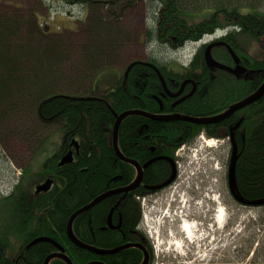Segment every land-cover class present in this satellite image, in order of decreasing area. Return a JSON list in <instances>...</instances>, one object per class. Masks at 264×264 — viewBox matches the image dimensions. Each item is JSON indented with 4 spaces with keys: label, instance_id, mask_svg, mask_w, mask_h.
I'll list each match as a JSON object with an SVG mask.
<instances>
[{
    "label": "trees",
    "instance_id": "16d2710c",
    "mask_svg": "<svg viewBox=\"0 0 264 264\" xmlns=\"http://www.w3.org/2000/svg\"><path fill=\"white\" fill-rule=\"evenodd\" d=\"M140 1L113 0L112 5L124 10ZM158 1L156 28L147 32V40L153 39L161 47L176 49L188 39L200 38L203 34L213 33L218 29H227L231 34L225 40L229 45L232 41L236 43V51L240 52L243 64L248 65L243 66L247 73L238 75L210 69L205 65L203 53L193 59L182 75L167 74L165 66H157L166 81L168 76H175L173 79L179 82L190 77L200 85H206L205 88L199 86L202 93L194 94L184 105L173 108V100L164 94L156 72L146 65L132 66L127 77L123 76L112 91H105L101 99L71 95L67 98L64 94L54 92V89L58 91L62 88L56 76L59 69L53 63L44 68L10 66L8 59V66H0V149L9 136H14L13 138L29 145L33 150L42 144L44 134L56 122L61 123L64 141L61 151L46 161L32 181V184L38 186L52 180L54 184L50 191L36 195L34 190H29L30 186L24 189L22 183L28 172L25 170L10 195L0 199V214L3 217L0 229V264H44L46 258L56 252L53 245L41 243L27 248L41 237L60 245L72 264H140L143 255L139 250L129 249L116 256L101 257L76 248L67 236L68 221L76 211L110 189L128 186L137 174L136 169L118 159L112 149L110 138L116 118L109 113L107 103L118 114L140 109L139 111L160 115L180 113L205 118L225 112L236 102L256 92L264 83V56L257 59L240 51L239 37L249 36L264 54V0ZM204 10L213 12L209 19L193 24L188 22L187 15ZM3 18L0 19V24L5 26H0V44L6 45L8 39L21 31L24 22L19 16H15L14 20ZM90 19L101 21L97 13L90 12ZM33 25L29 22L31 30L28 36L36 40L39 31ZM5 54L8 56V53ZM2 55L4 54L0 51V56ZM54 57L59 59L60 55ZM30 59L34 61L36 58L30 55ZM225 60L222 62L226 63ZM76 69L75 66H67L65 76L86 74V71ZM89 76L86 75L83 82L77 81L73 86L69 82L66 84L64 79L61 85H64V90L85 91ZM11 114L19 119L14 126L9 122ZM229 128H235L233 141L237 148L234 189L246 201L263 200L264 98L237 112L220 126L202 127L181 122H155L141 116L128 117L119 128V147L127 159L136 160L144 166L154 156L173 159L179 147L194 143L202 132L207 133V137L219 135L221 139L226 138ZM217 129L224 133L219 134ZM74 140L79 143L78 153H74L71 164L60 167V160L67 152L65 146ZM171 172V164L167 161H158L148 167L144 170L143 182L137 190L123 196L121 201L115 197L106 199L88 213L79 216L72 226L76 238L86 245L103 250H113L136 242L135 232L142 216L138 199L145 196L146 186L164 184ZM117 206L113 218L116 221L118 215L122 217L121 231L104 230L110 210ZM261 224H264V220ZM255 235L246 241L247 248L244 245L234 252L245 260L248 259L249 264H264V246L255 247ZM12 246H16V249L10 254ZM50 264L66 263L54 259Z\"/></svg>",
    "mask_w": 264,
    "mask_h": 264
},
{
    "label": "rangeland",
    "instance_id": "374dc122",
    "mask_svg": "<svg viewBox=\"0 0 264 264\" xmlns=\"http://www.w3.org/2000/svg\"><path fill=\"white\" fill-rule=\"evenodd\" d=\"M86 1L0 0V19L8 17L14 20L15 16H19L24 22L21 31L8 39V44H0V51L4 54L2 56L8 53L4 58L0 56L3 58L0 66H8V59L10 66L44 68L53 63L59 69L56 76L62 88L59 92L54 89V92L80 98H101L105 91H112L121 77L128 74L132 64L145 62L146 58L157 62L165 59L168 63L164 65H169V69L175 73H181L186 67L183 63L188 65L196 53L197 49L194 48L189 52L191 54L185 52L183 56L178 54L179 57L173 58L171 52L158 45L155 40L146 39L147 32L156 28L154 5L147 8L143 3L137 2L123 10L122 7L112 5L113 0ZM90 12L97 13L101 21L105 22L89 20ZM212 13L204 10L189 14L186 18L191 24L199 23L209 19ZM29 22L39 31L36 40L28 36L31 30ZM239 37L242 48L240 51L257 59L264 56L253 39L247 35ZM30 55H34L36 59L32 61ZM57 55H60L59 59L54 57ZM67 66H75L76 70H84L86 74L65 76ZM86 75H90V80L85 91H68L61 85L65 79L66 84L69 82L73 86L77 81L83 82ZM94 84L98 94L93 93ZM50 127L49 132L44 134L42 144L33 150L29 145L13 138L14 136H9L3 148L1 147L0 199L10 195L25 170L28 172L23 179V188L28 189L30 186L29 190H34L32 181L35 174L43 169L48 159L61 151L63 145L64 132L61 123H53ZM14 130L15 128L12 132ZM222 139L197 140L192 147L201 148L202 156L198 155L197 150L191 152L192 148L181 151L178 155L180 174L177 184L153 196L152 204L147 206L146 214L152 219L149 234L154 243V264H249L248 259L245 260L234 252L235 249L244 247L254 234L257 242L255 247L264 246V224H261L264 220V207H243L233 203L227 194L231 145L229 140ZM210 141L215 144L208 147L206 143ZM207 156L216 158L212 170H207ZM211 172L214 174L212 179L219 182L217 186L224 195L223 202L217 205L218 209L225 211L222 225H217L214 221L211 209L215 206L210 205L208 200L211 193L193 194V191H197V186L198 191L199 188L202 190L200 179H205ZM212 184L216 185L215 181ZM179 195L187 205L190 200L198 199L199 204L191 209V213H187L185 219L194 226V233L190 237L181 231V223L171 224L165 221L170 205ZM2 222L3 217L0 214V229ZM208 222L213 225L210 231L206 230ZM15 249L16 246H12L10 254Z\"/></svg>",
    "mask_w": 264,
    "mask_h": 264
},
{
    "label": "water",
    "instance_id": "95a60500",
    "mask_svg": "<svg viewBox=\"0 0 264 264\" xmlns=\"http://www.w3.org/2000/svg\"><path fill=\"white\" fill-rule=\"evenodd\" d=\"M219 45H224V44H213V45L208 46V48L206 49L205 54H204V59H205V62L207 64V66L210 69H218V70L226 71V72L231 73V74H245L247 70L243 66L239 65V58L236 55L234 57V61L236 63L235 68H231V67L219 64L216 61H214V59L212 58V55H211V50H212V48L214 46H219ZM225 46L229 50V46H227V45H225ZM135 64H143V65H146L148 67L153 68L155 70V72L157 73V75H158V78H159V80H160V82H161V84L163 86V89H164V92L166 93V95H168L171 98L175 97L174 95H172V94H170L168 92V89L166 87V84L164 82L163 77L161 76L160 72L154 66H151L150 64H145V63H142V62H137ZM135 64H132L131 66H134ZM131 66L129 67L128 71L130 70ZM128 71H127V73H128ZM126 76H127V74H126ZM262 98H264V83L260 86V88L256 92H254L253 94L249 95L245 99L233 104L232 106H230V108L228 110L225 111L224 114H222L220 116H217V117L192 118V117H189V116H179V115H174V116H169L168 115L167 117H164V116H161V115H150V114H148L146 112H143V111L125 112V113H123L120 116H116V123H115L114 129H113V134H114V137H115V139H114V150H115V153H116L118 159H120L121 161H123V162H125L127 164H130V165L134 166L136 171H137V181L134 182L129 187L125 188V190L123 192L125 194H127V193L135 191L140 186L141 181H142V177H143V169L140 167V165H138L137 163H135L132 160H128V159L123 158L121 156L118 148H117L116 140H117V134H118V131H119V127H120L121 123L127 117H130V116H141V117H144V118H146V119H148L150 121H157V122L158 121L159 122L182 121V122H186V123L193 124V125H198V126L211 125V124L218 125V124H221V123L225 122L229 118H231L237 112H239V111H241V110H243L245 108H248L249 106L255 104L258 101H260ZM233 129H235V128H233ZM231 145H232V154H231V162H230L228 181H229V186H230L231 192H232V194H233V196L235 198V201L238 202V204H240L243 207H250V208L264 207V199L261 200V201L250 202V201H246V200L242 199L236 193V191L234 189V182H235V171H236V161H237V149H236V147H235L233 142H232ZM163 160L169 162L171 164V166H172L171 178L168 181H166L164 184H162L161 186H158L156 188H152V190H163V189L169 187L174 182V180L176 179L177 169H176V164L174 163L173 159L168 158V157H164ZM72 161H73V154H72V152H69L66 156H64L61 159V161L59 163V166L63 167L65 165L71 164ZM52 185H53V181L52 180H47L45 183H43V184H41V185H39V186H37L35 188V194L39 195L41 193L48 192L51 189ZM110 195L111 194L103 195V196L99 197L92 205H90V206H88L86 208H83L82 210L78 211L72 217V219L70 220V223H69V226H68V229H67L68 237H69L70 241L75 246H77L80 249L89 250V251H91L92 253H94V254H96L98 256L112 255V254L118 253V252H120L122 250L131 248V247L140 248L139 245H126V246L120 247V248L115 249V250L103 251V250H98V249H95V248H90L87 245H85V244L81 243L80 241H78L74 237L73 232H72V224H73L74 220L78 216L89 212L92 209V207H94L95 205H97L103 199H105L106 197H108ZM39 242L50 243V244L54 245L60 252V253L52 254L51 256H49L46 259L45 264H49V262L52 259H55V258H60V259L64 260L67 264H72L70 262V260L64 255L63 249L59 245L53 243L50 240H45V239L35 240V242L31 243V245H35V244H37ZM90 264H103V263H101V262H92ZM143 264H146V260H145V262Z\"/></svg>",
    "mask_w": 264,
    "mask_h": 264
},
{
    "label": "bare ground",
    "instance_id": "6f19581e",
    "mask_svg": "<svg viewBox=\"0 0 264 264\" xmlns=\"http://www.w3.org/2000/svg\"><path fill=\"white\" fill-rule=\"evenodd\" d=\"M141 3H143L147 8H149L150 6H152V5H154V6H156V9H155V15L157 16V11H158V7H159V1L158 0H153V1H150V0H141L140 1ZM260 3H262V1H260ZM263 8H264V6H263ZM229 34H231L230 32H229V30H227V29H218V30H216L215 32H213V33H210V32H208V33H205V34H203L200 38H196V39H188L187 41H185L183 44H181L180 45V47H178V48H176V49H174L173 47H170V46H168V47H166V46H164V48L165 49H167V50H169L170 52H171V54H172V57L174 58V57H179V56H183L184 54H185V52L186 53H189V52H191L192 50H194V48H195V50H196V53H195V55H197V54H201V53H203V55L205 54V51H206V49L208 48V47H206L207 46V44L205 43V42H207V41H209L210 39H213V38H217V39H220V38H222V39H225L226 37H228V35ZM228 43V42H227ZM224 44V46L225 45H227V46H229V51H228V60L229 61H233V59H234V57H235V55H236V43L235 42H233L232 41V43H231V45H229V44H225V43H223ZM228 49V48H227ZM179 52V53H178ZM176 54H177V56H176ZM178 54H180L179 56H178ZM189 54H191V53H189ZM237 56V55H236ZM238 57V56H237ZM254 57V56H253ZM172 58V59H173ZM176 58L175 59H173V60H176ZM214 61H216V60H214ZM217 63H219V64H222L223 65V63L222 62H219V61H216ZM167 64L168 62L164 59V60H162L161 62H157L156 60H154V59H147L146 60V64H150L151 66H165V67H167V66H169V65H164V64ZM173 63V62H172ZM169 64H171V63H169ZM238 75H243V74H238ZM126 76V75H125ZM124 76V77H125ZM123 77V76H122ZM121 77V78H122ZM206 87V85H204V84H199V83H196V84H194V90L193 91H195L194 92V94H199V93H202V89L200 88V87ZM199 87V88H198ZM93 91H94V94H96L97 92V87H95V84L93 85ZM98 94V93H97ZM64 96H66L67 98H68V95H65L64 94ZM174 96H175V98H178L177 100H176V102H175V100H173V104H174V107L175 108H178L179 106H181L182 104L184 105V103H186V101H188L190 98H192L193 96L190 94L189 95V97L188 98H186L187 96H183V94L181 93V92H178V91H176L175 92V94H174ZM96 98H98V97H96ZM98 99H101V98H98ZM237 103V102H236ZM107 108H108V110H109V113L110 114H113L114 116H115V118H116V116H120V115H122L123 113H125V112H135V111H139V110H135V109H132V110H126V111H124L123 113H120V114H118V113H116L114 110H113V107L110 105V104H108L107 103ZM123 110L125 109V108H122ZM108 112V111H107ZM109 113H107L108 115H109ZM146 113H148V114H150V115H160V114H153V113H149V112H146ZM225 112H221V113H218V114H216V115H214V116H210V117H217V116H220V115H222V114H224ZM237 114V113H236ZM174 115H179V116H186V115H184V114H180V113H177V114H175V113H173V114H171V115H169V116H174ZM235 115V114H234ZM233 115V116H234ZM161 116H164V117H167L168 115H165V114H161ZM232 116V117H233ZM131 117V116H130ZM189 117H191V116H189ZM231 117V118H232ZM128 118V117H127ZM192 118H199V117H192ZM231 118H229L228 120H230ZM228 120H226V121H228ZM225 121V122H226ZM9 122L14 126L17 122H19V119H18V117L16 116V115H12L11 114V118L9 119ZM155 122H157V121H155ZM159 122V121H158ZM174 123H176V122H181V123H186V122H182V121H173ZM115 123H116V121H115ZM163 123H171V122H163ZM122 124V123H121ZM222 124V123H221ZM221 124H218V125H221ZM211 125H213V124H211ZM211 125H202V127H206V126H211ZM114 126H115V124H114ZM121 126V125H120ZM196 126H198V125H196ZM120 128V127H119ZM113 129H114V127H113ZM233 131H234V129L232 128L231 130H229L228 131V136H226V139L227 140H229V142H230V145L232 144V142L234 143V141H233ZM119 132V131H118ZM231 133V134H230ZM111 141H110V143H111V145H112V149H113V151L115 152V150H114V139H115V137H114V134H113V131H112V135H111ZM232 141V142H231ZM116 144H117V148H118V150H119V152H120V154H121V156L123 157V158H125V159H127L122 153H121V151H120V147H119V135L117 134V140H116ZM195 143H192V144H185V145H183L182 147H179L177 150H176V153H175V156H174V158H173V161H174V163L177 165V157H178V155H179V153L181 152V151H183L185 148H187L188 150H191V148H192V151L191 152H193V151H196L197 150V153H198V155H200V156H202V151H201V148H199V149H194L192 146L194 145ZM213 144H215L213 141H210L208 144H207V146L208 147H210V146H212ZM235 145V144H234ZM67 146V145H66ZM65 146V148L67 149V152H66V154L64 155V156H66L69 152H72V154H73V160H74V153H78V150H79V143H78V141H76V140H74L73 142H71L67 147ZM235 147H236V145H235ZM237 149V148H236ZM154 151V149H152V152ZM115 155H116V153H115ZM195 155V154H194ZM63 156V157H64ZM62 157V158H63ZM116 157H117V155H116ZM164 157H166V156H154V157H152V158H150L147 162H145V164H144V166L142 167L141 165H140V163L138 162V161H136V160H132V161H134L135 163H137L138 165H140V167L143 169V175H144V170H146L148 167H150V166H152L153 164H155L156 162H158V161H165V160H163L164 159ZM208 157V156H207ZM118 158V157H117ZM161 158V159H160ZM195 159H196V156L194 157ZM193 158V159H194ZM158 159V160H157ZM172 159V158H171ZM208 159H209V167H208V169L207 170H212V164H211V158L210 157H208ZM128 160H131V159H128ZM73 162V161H72ZM230 162H231V158H230ZM125 163V162H124ZM236 163H237V161H236ZM130 165V164H129ZM180 165V164H179ZM134 167V166H133ZM207 167V166H206ZM135 168V167H134ZM229 169H230V167H229ZM236 172V171H235ZM171 175H172V172H171V174H170V177L168 178V180L171 178ZM227 176H229V170H228V174H227ZM167 180V181H168ZM137 181V174H136V176H134V178H133V180H132V182L128 185V186H117V188H114V189H110V190H108L107 192H105L104 194H102V195H100L99 197H101V196H103V195H106V194H111L110 196H108V197H106L105 199H103L100 203H102L103 201H105L106 199H109V198H118V199H120V201H121V198L123 197V196H126V195H128V194H130V193H132V192H130V193H127V194H125L123 191L125 190V188H127V187H129L130 185H132L134 182H136ZM142 182H143V177H142V181H141V184H142ZM174 182H175V180H174ZM173 182V183H174ZM54 184V183H53ZM140 184V185H141ZM162 185V184H161ZM161 185H158V186H161ZM53 186V185H52ZM158 186H146V187H149V190H152V188H156V187H158ZM52 188V187H51ZM51 190V189H50ZM49 190V191H50ZM34 191H35V189H34ZM152 191H159V190H152ZM134 192V191H133ZM47 193V192H46ZM99 197H97V198H94L88 205H86L85 207H83V208H86V207H88V206H90V205H92ZM139 200V199H138ZM261 201V200H260ZM139 202H140V207H141V210H142V212H145V210H146V208H145V206L144 205H141V203H143L144 202V200H142V198H140V200H139ZM100 203H98L97 205H99ZM97 205H95L94 207H92V209L93 208H95ZM189 205H194L193 203H189ZM83 208H81L80 210H82ZM91 209V210H92ZM118 209V206L117 207H114V208H112L111 210H110V212H109V214H108V220L106 221L107 222V225H106V227L104 228V230H111V231H113L112 229H115L114 227H113V222H114V218H113V214H114V212H116V210ZM80 210H78V211H80ZM90 210V211H91ZM78 211H76L71 217H70V220L72 219V217L78 212ZM88 213V212H87ZM84 214H86V213H84ZM84 214H82V215H84ZM81 216V215H80ZM79 217V216H78ZM77 217V218H78ZM76 218V219H77ZM75 219V220H76ZM118 219L119 220H121L122 219V217L120 216V215H118ZM70 220L68 221V224H67V228H66V231H67V229H68V226H69V223H70ZM74 220V221H75ZM214 221H215V223L218 225H222V223H224V221H225V211L223 210V209H218V211H216V214H215V219H214ZM72 226H73V224H72ZM180 229H181V231L187 236V237H190V236H192L193 235V233H194V226L189 222V221H187V220H183L182 221V224H181V226H180ZM72 232H73V228H72ZM117 232H120V231H117ZM73 235H74V232H73ZM67 236H68V234H67ZM74 237L76 238V236L74 235ZM69 238V237H68ZM39 239H45V240H50V241H52L53 243H55V244H57L56 242H54L53 240H51V239H49V238H46V237H41V238H37L36 240H39ZM77 239V238H76ZM70 240V239H69ZM78 240V239H77ZM78 241H80V240H78ZM15 242V241H14ZM33 242H35V240L33 241ZM32 242V243H33ZM71 242V241H70ZM41 243H43V242H39V243H37V244H41ZM72 243V242H71ZM82 243V242H81ZM37 244H35V245H37ZM48 244H50V243H48ZM73 244V243H72ZM84 244V243H83ZM52 245V244H51ZM58 245V244H57ZM74 245V244H73ZM86 245V244H85ZM34 245H31V244H29V246L27 247L28 249H30L31 247H33ZM54 246V245H53ZM60 246V245H59ZM75 246V245H74ZM88 247H90V248H94V247H92V246H90V245H87ZM55 247V246H54ZM61 247V246H60ZM76 248H78L77 246H75ZM62 248V247H61ZM118 248H120V247H117V248H115V249H118ZM55 249H56V252H54V253H52V254H56V253H60L59 252V250L55 247ZM63 249V248H62ZM78 249H80V248H78ZM95 249H97V248H95ZM80 250H83V251H86V252H89V253H92L91 251H89V250H86V249H80ZM98 250H103V249H98ZM114 250V249H113ZM103 251H110V250H103ZM63 252H64V255L66 256V254H65V251H64V249H63ZM51 254V255H52ZM92 254H94V253H92ZM51 255H49V256H51ZM48 256V257H49ZM105 256H109V255H105ZM47 257V258H48ZM67 257V256H66ZM101 257H103V256H101ZM46 258V259H47ZM68 258V257H67ZM55 259H59V260H62V259H60V258H55ZM69 259V258H68ZM52 260H54V259H52ZM51 260V261H52ZM70 260V259H69ZM46 261V260H45ZM50 261V262H51ZM63 262H65L64 260H62ZM50 262H49V264H50ZM70 262H71V260H70ZM66 263V262H65ZM72 263V262H71ZM90 263H92V262H90ZM90 263H88V264H90ZM44 264H45V262H44ZM67 264V263H66Z\"/></svg>",
    "mask_w": 264,
    "mask_h": 264
},
{
    "label": "flooded vegetation",
    "instance_id": "af4514ba",
    "mask_svg": "<svg viewBox=\"0 0 264 264\" xmlns=\"http://www.w3.org/2000/svg\"><path fill=\"white\" fill-rule=\"evenodd\" d=\"M206 44H207V46L206 47H208V46H210V45H213V44H223V43H225V44H228L227 43V40H225V39H222V38H220V39H217V38H213V39H210L209 41H207V42H205ZM228 49H227V47L226 46H224V45H219V46H214L213 48H212V50H211V55H212V58L214 59V60H216V61H219V62H222L223 61V59H226L225 61H226V63H223V65H226V66H228V67H231V68H235V66H236V63H235V61H234V59H233V61H229L228 60ZM236 52V55L238 56V58H239V65L240 66H248L247 64H243V61H242V59L240 58L241 56H239V51L237 52V51H235ZM199 54H197V55H195L194 56V58L196 57V56H198ZM217 57V58H216ZM193 58V59H194ZM146 60H147V58H146ZM146 60H145V62H142V63H145L146 64ZM192 62H193V60H192ZM191 62V63H192ZM173 63H176V62H173ZM190 63V64H191ZM143 65V64H142ZM205 65L207 66V64H206V62H205ZM190 66V65H189ZM159 72H160V74H161V76L163 77V75H162V73H161V70H159V68L157 67V66H154ZM164 67V66H163ZM208 67V66H207ZM151 68V67H150ZM209 68V67H208ZM245 68V67H244ZM153 69V68H152ZM246 69V68H245ZM154 70V69H153ZM166 73L167 74H170V73H172V74H175V75H182V73H184V71H185V68L183 69V71L181 72V73H175L173 70H171V69H169V66H167L166 67ZM247 70V69H246ZM155 71V70H154ZM222 71V70H221ZM224 72H226V71H224ZM228 73V72H227ZM247 73V72H246ZM245 73V74H246ZM157 74V73H156ZM231 74V73H230ZM244 75V74H243ZM157 77H158V75H157ZM175 77V76H174ZM174 77H167L168 78V81H166L165 79H164V77H163V79H164V82H165V84H166V87H167V89H168V92L170 93V94H172V95H174L175 94V92L176 91H178V92H181L182 94H183V96H187L186 98H188L189 97V95L191 94L192 96L194 95V92L195 91H193L195 88H194V84H196L197 82L196 81H194L192 78H190V77H188V78H185L183 81H181V82H179V81H177V80H175V79H173ZM159 79V78H158ZM160 81V80H159ZM161 83V82H160ZM162 85V84H161ZM162 88H163V86H162ZM171 89H173L174 91H172ZM163 91H164V89H163ZM164 94L166 95V93L164 92ZM168 98H170L171 100H175V102H176V100L178 99V98H175V97H173V98H171V97H169L168 95H166ZM187 102V101H186ZM172 107L173 108H175L174 107V104H173V102H172ZM224 123V122H223ZM222 123V124H223ZM221 124V125H222ZM215 126H220V125H215ZM232 128H229L228 129V131L229 130H231ZM218 130V133H221L220 132V130L219 129H217ZM231 134V133H230ZM221 135H222V133H221ZM218 136V137H217ZM217 136H214V137H207V133H204V132H202V133H200V135L197 137V139H196V141L197 140H199V139H205V138H207L208 140L209 139H217V140H223V139H221L220 137H219V135H217ZM216 158L214 157L213 159H211V164H212V166H214V160H215ZM218 160V159H217ZM169 163V162H168ZM177 165H176V169H177V176H176V179H175V182L174 183H172L169 187H167V188H165V189H163V190H159V191H152V190H149V187H146V190L144 191V193H145V196H143L142 197V200H144V202H145V204H144V202L143 203H141V205H144V206H150V204H152V199H153V196H156V195H158V194H160V193H163V192H165V191H167V190H169V189H171V188H173L176 184H177V181L179 180V174H180V171H179V157H177ZM143 167V166H142ZM172 167V166H171ZM212 176H214V174H213V172H211L210 174H208L206 177H205V179H200V186H202L203 188H202V190H200V188H199V191H198V186L196 187V189H197V191H196V193L198 194V192L200 193V194H204V193H206V192H210L211 193V195L208 197V200L210 201V205H213V206H215V207H212V214H213V217L215 218V213H216V211L218 210V207H217V205L218 204H220V203H222L223 202V199H224V195H223V191L221 190V188H218V186H217V183H219L217 180H214V179H212ZM207 179V180H206ZM211 179H212V181H211ZM215 181V183H216V185H213L212 184V182H214ZM141 186V185H140ZM139 186V187H140ZM212 186H214V187H212ZM36 187V186H35ZM138 187V188H139ZM152 187V186H151ZM137 188V189H138ZM218 188V189H217ZM227 188H228V192H227V194H228V196H229V198L231 199V201L233 202V203H235V204H238V202H236L235 201V198H234V196H233V194H232V192H231V189H230V186H229V181H228V176H227ZM35 189V188H34ZM136 189V190H137ZM203 192V193H202ZM209 195V194H208ZM139 200H140V198H139ZM222 201V202H221ZM147 203V204H146ZM143 213L144 212H142V216H141V221H140V223H142L143 221H142V219H143ZM212 224H210L209 222L207 223V226H206V230H211L212 229ZM113 227L115 228V229H112L113 231H121V228H122V219L121 220H116V221H114L113 222ZM136 233V242H134V243H129V244H126V245H139L140 246V248H137V247H131V248H128V249H125V250H129V249H136V250H139L141 253H142V255H143V258H142V262L140 263V264H143L144 262H145V260H146V264H154V262H155V255H154V243L152 242V239L148 236V233H147V231H145L144 229H137V231L135 232ZM126 245H123V246H126ZM123 246H120V247H123ZM115 250V249H114ZM125 250H122V251H120V252H118V253H115V254H112V255H109V256H116V255H118V254H120L121 252H123V251H125Z\"/></svg>",
    "mask_w": 264,
    "mask_h": 264
}]
</instances>
